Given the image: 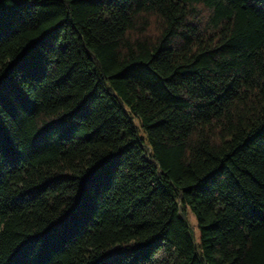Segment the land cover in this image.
<instances>
[{
  "label": "trees",
  "instance_id": "trees-1",
  "mask_svg": "<svg viewBox=\"0 0 264 264\" xmlns=\"http://www.w3.org/2000/svg\"><path fill=\"white\" fill-rule=\"evenodd\" d=\"M0 264H264V0H0Z\"/></svg>",
  "mask_w": 264,
  "mask_h": 264
},
{
  "label": "rangeland",
  "instance_id": "rangeland-1",
  "mask_svg": "<svg viewBox=\"0 0 264 264\" xmlns=\"http://www.w3.org/2000/svg\"><path fill=\"white\" fill-rule=\"evenodd\" d=\"M191 226H192V229H193V233H194V236H195V239L197 240L198 238V230H197V227H196V220L195 218L189 213L188 216H187Z\"/></svg>",
  "mask_w": 264,
  "mask_h": 264
}]
</instances>
